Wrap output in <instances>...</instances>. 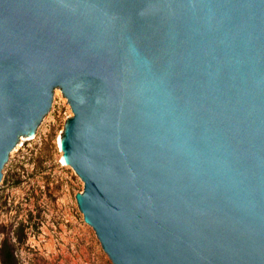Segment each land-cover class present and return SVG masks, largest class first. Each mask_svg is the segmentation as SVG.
Instances as JSON below:
<instances>
[{
    "label": "water",
    "instance_id": "1",
    "mask_svg": "<svg viewBox=\"0 0 264 264\" xmlns=\"http://www.w3.org/2000/svg\"><path fill=\"white\" fill-rule=\"evenodd\" d=\"M56 91L115 264H264V0H0V191Z\"/></svg>",
    "mask_w": 264,
    "mask_h": 264
},
{
    "label": "rangeland",
    "instance_id": "2",
    "mask_svg": "<svg viewBox=\"0 0 264 264\" xmlns=\"http://www.w3.org/2000/svg\"><path fill=\"white\" fill-rule=\"evenodd\" d=\"M73 115L56 91L51 120L22 140L0 191V264H115L80 207L84 179L63 161Z\"/></svg>",
    "mask_w": 264,
    "mask_h": 264
},
{
    "label": "bare ground",
    "instance_id": "3",
    "mask_svg": "<svg viewBox=\"0 0 264 264\" xmlns=\"http://www.w3.org/2000/svg\"><path fill=\"white\" fill-rule=\"evenodd\" d=\"M60 143H61V147L62 148H64V146H63V139H62V137L60 138ZM63 161H64V163H66V164H68L69 162H68V160H67V158H66V155H65V152H64V156H63ZM78 228V227H77ZM81 229V228H80ZM76 231H77V233L75 234V235H80V232H79V230L78 229H76ZM81 236V235H80ZM75 240V239H74ZM51 246V245H50Z\"/></svg>",
    "mask_w": 264,
    "mask_h": 264
}]
</instances>
